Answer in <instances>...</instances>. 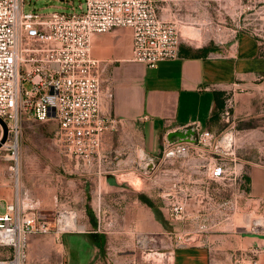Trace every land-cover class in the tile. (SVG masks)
I'll list each match as a JSON object with an SVG mask.
<instances>
[{
	"label": "crops",
	"instance_id": "obj_1",
	"mask_svg": "<svg viewBox=\"0 0 264 264\" xmlns=\"http://www.w3.org/2000/svg\"><path fill=\"white\" fill-rule=\"evenodd\" d=\"M68 1L74 5L83 2L60 0L59 5L65 7ZM158 3L161 21L175 25L180 35L181 27L192 28L197 30L200 41L211 40L201 28L209 24L205 2ZM130 50L131 30L127 28L91 38L92 55L107 63L104 76L108 86L101 93L100 113L120 121L117 130L103 134L97 155L83 159L66 154L54 139V123L21 120L22 126L27 122L31 127H44L42 135L51 132L52 139L37 148V159L30 157L29 154L34 155L30 147L26 149L29 152L22 149L19 187L12 180L8 165L0 163V211L16 198L24 212H37L45 220H52L57 209H68L83 228L60 236H29L24 264H125L130 260L128 256L137 264L134 239L137 226L142 224L137 219L143 217L149 218L145 227L153 235L159 231L172 233V228L178 233L212 234L192 244L150 242L153 250L158 251V246L168 250L159 253L162 264H237L239 252L250 248L259 250V264H264V236L235 234L230 223L222 220L231 213L232 203L238 202L239 173L246 180L247 203L264 201V164L237 162V176L215 180L209 178L213 168L210 159L209 164L191 159L157 167L148 177L140 172L147 159L160 154L171 133L193 123L217 132L220 109L216 95L220 101L233 100L234 117L239 121L261 114L264 45L239 33L234 42L209 51L205 57L180 46L178 59L162 61L154 67L131 61ZM26 155L35 160L26 161ZM130 175L156 183L165 177L166 186L170 181L180 182L181 193L164 195L165 205L160 212L137 210V189L129 182ZM177 205L181 208L177 220L185 222L181 231V226L173 227V222L163 225L157 216L162 214L167 220L172 217L171 207ZM89 214L98 218L101 214L102 221L117 225L118 231L101 232L91 225Z\"/></svg>",
	"mask_w": 264,
	"mask_h": 264
},
{
	"label": "built area",
	"instance_id": "obj_2",
	"mask_svg": "<svg viewBox=\"0 0 264 264\" xmlns=\"http://www.w3.org/2000/svg\"><path fill=\"white\" fill-rule=\"evenodd\" d=\"M159 0H83L49 12L25 11L24 0H0V120L7 136L0 147V158L11 161L9 170L19 177V133L21 120L54 123V139L59 149L74 157L88 159L101 151L102 136L115 131L120 121L100 113L101 93L108 86L107 63L94 57L91 38L119 28L131 30V61L154 67L179 58L181 35L173 24L158 16ZM110 97V90H107ZM226 105L222 118L229 121ZM193 133L183 139L165 138L161 152L146 160L140 169L151 176L157 167L191 159H209L210 180L236 173V149L232 132L215 134L199 123L179 129ZM4 129L0 123V143ZM5 152V156L1 152ZM238 202L245 213L232 211L222 220L235 234L264 236V213L254 218L253 208L264 211V201L247 203V185L238 174ZM246 197V198H243ZM172 217L180 207H171ZM74 212L57 211L52 220L37 212H24L18 199L0 211V249L10 255L0 264H24L26 241L31 235L60 236L77 231ZM74 224V225H73ZM259 250L241 251L237 264H259Z\"/></svg>",
	"mask_w": 264,
	"mask_h": 264
},
{
	"label": "rangeland",
	"instance_id": "obj_3",
	"mask_svg": "<svg viewBox=\"0 0 264 264\" xmlns=\"http://www.w3.org/2000/svg\"><path fill=\"white\" fill-rule=\"evenodd\" d=\"M60 0H24V9L29 11L32 9L38 11L49 12L54 9L66 8L59 5ZM206 3L205 19L208 25L201 28L205 30V33L211 36L210 41H200L198 32L192 28L181 27V41L180 46L184 49H191L195 52L193 54H202V49L209 47L211 50H216L217 48H224L228 46L236 39L239 33L247 34L256 40H258L262 45H264V0H202ZM76 6V5H75ZM196 28V27H195ZM199 28V27H197ZM191 37V40L187 38ZM199 49V50H198ZM223 108L219 111V121L217 132L219 134L222 132H232L234 137V147L236 149V160L238 164L244 165L246 163L254 164H264V110L259 111L260 115L254 117L245 118L242 121L235 119L234 117V102L231 98H224ZM230 106L229 108V121L226 122L225 118H222V112L225 106ZM53 127L49 128L52 131ZM42 131H46L44 127L34 126L31 127L26 122L22 126L20 123V133H19V166L22 163V149L26 150L30 147L34 155L30 157L37 159V148L44 144L46 141L50 142L52 136L48 132L46 136L42 135ZM46 134V133H45ZM29 152V150H26ZM5 152H1L4 157ZM27 157V158H26ZM26 161L30 160L28 156H25ZM0 163H6L8 167L11 165V161L6 158H0ZM10 171V170H9ZM10 174L12 175L11 171ZM12 180L15 182V178L12 175ZM19 180V177H18ZM156 181V180H155ZM167 180H158L156 182H151L149 178H141L137 175L129 176V182L133 187L137 189V210H149L157 209L160 212V208H164L165 202L163 196L167 193H181L179 189L180 182L170 181L167 186L165 182ZM19 182V181H18ZM17 183V182H16ZM156 183V184H155ZM19 187L18 183L16 184ZM240 201L237 203V211H242ZM68 209H57V211ZM91 213V212H90ZM264 211L259 210L256 206L253 208L252 215L254 218H258ZM92 216L89 214V219L92 226L99 229L101 232H117V225H108L106 222L102 221V215ZM158 220L163 225L165 223L173 222V227L181 226L183 228V223L181 220H177L174 217L164 218V215L157 213ZM264 216V215H262ZM142 222L137 226V236L135 241H137V264H162L163 256L160 252H168L153 250L151 249L150 242H165L172 240L184 243H194L199 240V238L208 239L212 234L206 233H178L177 230L170 228L169 232L159 231L157 235L150 234L149 227H145V223H148L149 218L137 219ZM78 227L76 230H82V226L77 221ZM172 227V226H171ZM174 231V232H173ZM114 240V239H113ZM158 252V253H157ZM10 255L9 249H0V258H5ZM129 261L125 264H134L135 261L133 257L128 256Z\"/></svg>",
	"mask_w": 264,
	"mask_h": 264
},
{
	"label": "water",
	"instance_id": "obj_4",
	"mask_svg": "<svg viewBox=\"0 0 264 264\" xmlns=\"http://www.w3.org/2000/svg\"><path fill=\"white\" fill-rule=\"evenodd\" d=\"M0 123H1V125L3 126V129H4L3 139H2V141H1V143H0V147H1V144H3V143L5 142V140H6L7 132H6L5 125L2 123L1 120H0ZM192 133H193V132H192L190 129H187L185 132L178 130V131H175V132L171 133V134L168 136V138H169V139H173V138H176V137H177V138L183 139V138H185V137L191 135Z\"/></svg>",
	"mask_w": 264,
	"mask_h": 264
},
{
	"label": "trees",
	"instance_id": "obj_5",
	"mask_svg": "<svg viewBox=\"0 0 264 264\" xmlns=\"http://www.w3.org/2000/svg\"><path fill=\"white\" fill-rule=\"evenodd\" d=\"M209 51H211V49L209 47H205L202 49L201 55L205 57ZM215 99H216L217 107L221 110L223 108V101H220L217 95L215 96Z\"/></svg>",
	"mask_w": 264,
	"mask_h": 264
},
{
	"label": "bare ground",
	"instance_id": "obj_6",
	"mask_svg": "<svg viewBox=\"0 0 264 264\" xmlns=\"http://www.w3.org/2000/svg\"><path fill=\"white\" fill-rule=\"evenodd\" d=\"M74 225V224H73Z\"/></svg>",
	"mask_w": 264,
	"mask_h": 264
}]
</instances>
